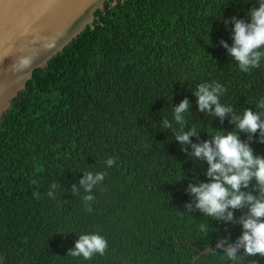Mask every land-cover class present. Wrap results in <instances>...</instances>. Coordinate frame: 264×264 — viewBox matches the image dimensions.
I'll return each mask as SVG.
<instances>
[{
    "label": "trees",
    "instance_id": "trees-1",
    "mask_svg": "<svg viewBox=\"0 0 264 264\" xmlns=\"http://www.w3.org/2000/svg\"><path fill=\"white\" fill-rule=\"evenodd\" d=\"M252 7L256 0H106L93 26L34 70L0 119V264H232L221 246L197 258L198 248L234 244L247 208L233 209V221L211 218L187 189L210 179L191 144L238 131L230 121L245 109L264 119L254 103L264 64L241 72L220 45L232 44L231 17L247 21ZM212 81L233 107L223 118L199 110L193 95ZM185 98L184 130L194 125L197 135L182 146L172 112ZM238 135L264 157L257 134ZM88 171L105 172L90 212L79 185ZM241 190L258 195L254 179ZM85 232L105 237L103 255H67ZM238 254L234 264H264Z\"/></svg>",
    "mask_w": 264,
    "mask_h": 264
},
{
    "label": "clouds",
    "instance_id": "clouds-1",
    "mask_svg": "<svg viewBox=\"0 0 264 264\" xmlns=\"http://www.w3.org/2000/svg\"><path fill=\"white\" fill-rule=\"evenodd\" d=\"M256 4L258 7H252L247 12V21L231 17V46L224 40L220 41V45L227 50V55L244 73L264 64V0H256ZM228 22V19L224 20L226 26ZM226 91L219 82H203L193 95L199 110L223 118L226 113L233 112L231 104L221 103V97ZM254 103L258 109L264 110V95L259 96ZM189 107L190 102L185 98L172 112V120L179 126L175 129V139L182 146L190 143L191 136L197 135L194 125L187 131L184 130L185 114ZM261 116V111L245 109L242 115H234L230 122L235 124L239 132L248 133L249 139L252 134H257L258 142L264 143V119ZM163 127H172L171 121L165 119ZM238 131H216L211 140L191 144V156L206 161L208 167L205 175L210 179L208 182L197 181L190 184L187 189L194 198L195 207L211 218L233 221V209L247 208V213L239 218L241 235L234 244H227L223 249L222 259L230 262L237 259L238 249L241 247L249 256H264V157L255 155L249 143L239 139ZM104 163L111 167L116 161L109 156ZM104 179V171H88L79 181L86 193L82 200L89 212L92 211L91 202L94 199L91 190ZM253 179L256 181L258 195L241 190L247 188ZM73 190L78 191L75 187ZM47 196L55 198L51 191L47 192ZM220 246L218 243L217 247ZM107 247L108 241L104 236L85 232L78 235L74 247L68 250L67 255L89 260L94 255H103Z\"/></svg>",
    "mask_w": 264,
    "mask_h": 264
},
{
    "label": "water",
    "instance_id": "water-1",
    "mask_svg": "<svg viewBox=\"0 0 264 264\" xmlns=\"http://www.w3.org/2000/svg\"><path fill=\"white\" fill-rule=\"evenodd\" d=\"M105 1L0 0V119L34 70L47 66L87 26H93L95 12L104 8ZM218 243L223 249L227 246ZM218 243L198 248L197 258Z\"/></svg>",
    "mask_w": 264,
    "mask_h": 264
}]
</instances>
